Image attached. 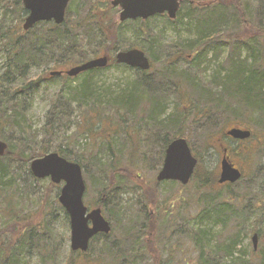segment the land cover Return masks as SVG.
<instances>
[{"label": "trees", "instance_id": "trees-1", "mask_svg": "<svg viewBox=\"0 0 264 264\" xmlns=\"http://www.w3.org/2000/svg\"><path fill=\"white\" fill-rule=\"evenodd\" d=\"M75 1L78 0H72L67 8V13L74 12L73 19L66 17L61 25L40 22L24 31L22 0H0V54L5 63L0 85V138L8 146L0 157V264H31L32 257L37 259L35 264H105L107 258L111 264H147L151 258L152 264H168L167 260L172 261L179 252L185 255L179 231L197 251L193 264H264V250L250 260L245 259L244 250L238 251L243 235L247 238L253 233L260 240L264 236V43L257 40L264 38V0L258 3L256 28L240 0H183L173 21L160 17L169 26L192 29L188 38L177 37L171 43L163 41V33L155 32L148 21L117 23L116 10L107 1L81 0L72 7ZM7 17L16 24L8 25ZM129 24L134 35L131 39L124 32V26ZM231 29L236 31L228 33ZM132 47L151 57V70L154 65L159 68L153 73L142 72L117 65L112 58L105 69L79 74L82 82L67 91V97L57 94L50 100L41 130L31 129L27 113L32 94L44 83L58 80L65 85L72 80L66 75L50 77V72L63 71L101 55L112 57ZM110 68L127 70L133 77L119 92L105 94L94 80ZM31 69H43V73L31 76ZM209 70V77H204ZM251 121L261 133L254 146H241L240 141L226 136L230 128L248 129L246 124ZM70 125L78 127L81 136H91L93 147L89 151L79 148L76 153L70 149V137H66L65 148L55 152L81 166L84 179L90 178L98 196L94 205L102 209L112 232L118 226L122 235L116 239L112 232L97 235L87 252L69 250L65 255V240L55 225L61 221L68 229L69 218L58 199V212H40L38 223L31 219L32 215H23L14 202L19 186L25 188L27 183L41 181L33 177L27 165L49 153L51 136ZM146 126L153 129V146L161 141L163 152L172 140L186 139L197 158L187 185L156 180L146 185L140 177L142 165L154 161L142 152L139 156V134ZM3 130L18 135L15 144L11 138L2 137ZM104 135L112 138L105 139ZM256 136L252 132L250 138ZM225 148L230 158L261 156L249 178L242 174L236 183L220 185L215 170L203 165V155L222 156ZM124 158L126 163L122 162ZM162 184H176L177 191H167L168 195L163 196ZM49 185L50 189L56 188L50 182ZM238 186L243 189L241 193L235 191ZM190 189L192 192H187ZM182 192L185 196L179 195ZM104 195L108 199H101ZM113 195L117 199L125 195L133 198L111 202ZM179 204L197 208L199 225L191 231L181 233L176 229L181 214ZM180 209L185 210L183 206ZM206 221L221 225L225 231L229 229L230 234L211 245L212 234L203 225ZM258 224L260 229L256 230ZM98 239H102L100 254L92 258L89 250ZM163 239L169 250L163 246ZM165 250L168 259L161 260ZM184 264H189L185 257Z\"/></svg>", "mask_w": 264, "mask_h": 264}, {"label": "rangeland", "instance_id": "rangeland-1", "mask_svg": "<svg viewBox=\"0 0 264 264\" xmlns=\"http://www.w3.org/2000/svg\"><path fill=\"white\" fill-rule=\"evenodd\" d=\"M242 3V6L244 7L245 13L247 14L248 18H250L251 20V25L253 26V28H256L258 23L257 20L258 18H256L257 15V11H258V3L259 0H240ZM79 2H81V0H78L77 2L75 1L72 5V7L75 4H79ZM73 10V9H72ZM72 12V11H71ZM74 13V12H73ZM73 13L71 14L70 12L67 13V18H71L73 19V17L75 15H73ZM1 14H2V8L0 7V22L2 20L1 18ZM118 19V14L115 15L114 20L117 21ZM10 17L6 18V21L8 23V25H11L10 23H13V25L16 24V21L13 20L11 21ZM17 20V19H16ZM148 26L152 27L154 29L155 32H161L163 33V41L167 42V43H171V42H175V40L177 39V37H181L182 39H186L190 36L189 32L190 30H192L190 27H185L184 25H173V26H169L167 24H165L166 22H164L163 19L161 18H152V20L148 21ZM6 25V26H8ZM10 26V27H12ZM132 25H127L124 26V32L127 35L126 37L128 39L133 38L134 35H132V30H131ZM175 29V30H174ZM131 30V31H130ZM236 30H228V33L234 32ZM257 40L259 42L264 43V38H257ZM84 44V40L81 39V45ZM226 55V53L223 55V57ZM222 57V58H223ZM4 58H2L1 54H0V85L1 83V76L3 75V67H4ZM213 66V65H212ZM216 66V65H215ZM215 66L213 68H215ZM158 65H154L151 73L154 72V70L158 69ZM43 69L41 70H36V69H31L30 70V74L31 76H36V75H41ZM210 71V72H209ZM204 77H209L211 70H209ZM149 74V75H153V74ZM44 76V75H43ZM45 77V76H44ZM132 77H133V73L132 72H128L127 70H123V69H114V68H110L109 70H104L102 73H100L97 77V79L94 80V83L96 84V87L99 88L100 92L103 93H115V92H119V90L126 85L127 83H130L132 81ZM83 80V76L79 75L76 76L75 78H73L70 81H66L65 85H63V83L59 82L58 80H56L55 82H53L52 84H45L42 85V88L39 89L38 91H35L32 95L33 98L31 99V108L29 109L28 113H27V118L30 122V126L31 129L33 130H41V128L44 126V124L46 123V117L45 115L47 114L48 110L50 109V100L53 99V97L57 96V94H61V95H66V97L69 95L67 94V91L75 88L77 85H79ZM1 87V86H0ZM1 89V88H0ZM59 90L63 93H60ZM172 107V105H171ZM170 108V107H168ZM168 112V111H167ZM76 113V111H75ZM129 121V119H128ZM247 127L250 131L253 132V134L257 135L256 137H251L249 140L247 141H240V145L241 146H254L255 145V141L257 140V138L259 136H261L260 130H257L256 128H254V124L251 122H247ZM245 123L243 124V126H246ZM65 129H61L59 130L58 133H56L55 135L51 136V147H50V152H55V150L57 148H65V144L68 142V139H66V137H70V141L72 143V145L70 146V149L76 153H78V149L82 148V149H88V151L90 150L89 148L93 147L92 143H93V138H91V136H89V138L81 136V134L79 133V129L78 127H76L75 125H70L67 127H64ZM64 133H62V131H64ZM152 132L153 129L151 127L146 126L144 129L140 130V139H141V146L139 148V156H142L140 153L142 152L145 156H147L148 158L154 160L153 162H151L150 164L147 163V165H142L143 168H141L140 171V177L146 181V185L148 183H153V181H155V176L158 172V167H160V164L162 162V157L161 154L163 152V146H162V142H157V144L154 143V145L156 147L153 146V140H152ZM2 137H9L12 139L13 143L15 144V140H17L18 135L16 133H14L13 131H7V130H3L2 133ZM105 139H111V137H107V135H104ZM1 139V138H0ZM2 140V139H1ZM3 141V140H2ZM117 141V140H116ZM103 142V141H101ZM118 144L121 142L120 140L117 141ZM115 145V144H114ZM198 146V145H196ZM114 148V146H112ZM97 148V147H96ZM94 148V152L97 153V150ZM56 153V152H55ZM203 155V154H202ZM158 159V162H156V160ZM260 159L261 156H258L256 154V156L252 155L251 157H249L248 159H241L238 156H231L230 160L231 162L238 166L242 172V174H244V176H246V178H249V176L254 172V164L255 162L258 164L260 163ZM219 160H220V155H218V153H210L208 155L205 154V156L203 155V165L205 167H207L208 170H215V172L218 174L219 172ZM122 162L126 163V159L124 158L122 160ZM140 162V161H139ZM29 165L30 163L27 165L26 168L29 169ZM156 167V169H155ZM92 169V168H91ZM93 171V170H92ZM95 175V174H94ZM85 177V175H84ZM49 179L46 180H41L38 181V183L35 184H26L28 187H21L17 189L15 197H17L18 199L14 202V205L17 206L18 209L23 211V215L27 214V215H32V220L36 223L41 221V217H42V213H51L54 209H57L58 212V208L56 207V199L58 198V194L60 189L62 188L63 185L58 184L57 186H55L56 188L50 189V185H49ZM84 182L86 183V191H85V195L83 197V203L84 206H86L89 210H91L92 208L96 207L94 204L95 202L98 200L95 194V190L93 187V183L91 182L90 178L87 177L84 179ZM237 189H235L236 192H240L243 191V189L240 188V186L236 187ZM170 190H174L177 191V186L176 184L173 185H165L162 184V187L160 188V191L162 192L163 196L168 195V193H166L167 191L170 192ZM191 190V189H190ZM187 192H192L191 191H187ZM220 192L222 194H224L225 192L223 190H220ZM48 195V196H47ZM179 195H184L185 196V192H182V194ZM115 195L110 196L111 202L114 200H117L118 202L124 201L125 198L127 197V199L131 196V195H125V196H118L117 198H114ZM178 196V195H177ZM132 197V196H131ZM114 198V199H113ZM133 198V197H132ZM101 199H108L107 195H104L103 198ZM126 199V200H127ZM20 200V201H18ZM125 202V201H124ZM179 204L178 206V210H180V218L177 219V228L178 230H182L183 231H191L194 228H196V226L199 225L197 218V208L196 207H192L189 208L187 207L185 204ZM184 207L185 210H181V207ZM149 211L152 212V209H149ZM60 214V212H59ZM105 215V214H104ZM103 215V216H104ZM204 228L210 230V234H212V239H211V245H214L221 239L224 240L226 236H228L230 233V230L227 229L225 231V229L221 226V225H217L214 226V224L211 221H206L204 224ZM231 226V225H230ZM228 226V227H230ZM67 226L63 225L61 221H59L58 223H56L55 225V229L57 231V233L62 236V238L65 240L64 241V245L62 247V252L65 255H68V251H69V229L66 228ZM233 228V226H232ZM260 229L259 228V224L256 225V230ZM113 234V236H112ZM111 236L112 238L116 239V238H121L120 236L122 235L121 233V228L118 226H115L114 231L112 232ZM167 234V233H166ZM178 239L182 238L181 242L182 245L184 247H182L183 250H185V255L182 256V254L179 252L178 254L174 255L173 258H171V262L168 264H177V261L179 264H184V257L186 258L187 262L189 264H193L195 259H196V255H197V251L194 250V247L191 245V243L187 240L186 236H182L180 235V231L178 233ZM254 234L251 233V235L249 237H244V235L242 237H240V247L238 249V251L244 250L245 251V259L246 260H250L252 258H256V256H259L260 252H262L264 250V236L262 237V239L260 240L257 237V246L255 249H253V244L251 241V238ZM168 237L169 234H167ZM258 236V235H257ZM165 237V236H164ZM174 237V236H173ZM174 240V239H173ZM165 240L163 239V242ZM102 243V239H98L93 241V243L91 244L90 247V252H89V256L94 258L96 257L99 253V247ZM168 247V246H167ZM169 249V247H168ZM252 250H253V254L252 255ZM168 253V251L166 250V252L161 253V260H164L166 258V254ZM256 254V255H255ZM84 258V257H83ZM81 257V259H83ZM79 258V260H81ZM170 259V258H169ZM150 262H148L147 264H152L153 263V259H149ZM37 261L36 257H32L31 259V264H35ZM75 261H78V259H75ZM107 262L105 264H111L110 260L107 258L106 260ZM162 262V261H161ZM81 264V263H80Z\"/></svg>", "mask_w": 264, "mask_h": 264}, {"label": "water", "instance_id": "water-1", "mask_svg": "<svg viewBox=\"0 0 264 264\" xmlns=\"http://www.w3.org/2000/svg\"><path fill=\"white\" fill-rule=\"evenodd\" d=\"M71 0H22L26 11V18L22 24L24 31H28L39 22L53 21L61 25L65 19V11ZM111 5L119 7V21L142 19L146 20L155 15L167 14L170 20H174L178 13L181 0H112ZM117 64H124L129 68L147 71L150 63L144 53L138 49L120 51L115 56ZM109 58L98 57L86 63L64 70V72L52 71L49 75L61 76L63 74L74 78L86 71L107 67ZM227 137L233 140L244 141L251 136L248 129L238 127L226 130ZM6 142L0 140V157L5 155ZM161 170L156 176L157 182L175 181L180 185H187L195 170L197 159L192 155L185 139L179 137L168 144L164 153ZM30 173L36 179L49 178L52 184L62 183L59 191L58 202L63 207L69 218V249L81 253L87 252L89 243L97 234H109L111 227L109 222L101 214V209L96 208L88 211L83 204V196L86 185L83 181L81 168L74 162L66 161L58 153H48L44 157L36 158L30 162ZM220 171L218 183L234 184L242 178L241 172L230 162L226 149H222V157L219 161ZM253 248L257 246V235L251 238Z\"/></svg>", "mask_w": 264, "mask_h": 264}, {"label": "flooded vegetation", "instance_id": "flooded-vegetation-1", "mask_svg": "<svg viewBox=\"0 0 264 264\" xmlns=\"http://www.w3.org/2000/svg\"><path fill=\"white\" fill-rule=\"evenodd\" d=\"M102 2H106V1H110V0H101ZM89 3H95V0H94V2L93 1H90ZM118 9V8H117ZM119 10V9H118ZM132 48H136V47H132ZM136 49H138V50H140L139 48H136ZM126 50H130V49H126ZM141 52L143 51V50H140ZM143 53H144V55H145V57H147L146 55V53L143 51ZM150 61V60H149ZM95 208V207H94ZM162 228V231H164L165 230V228L162 226L161 227ZM165 240V239H164ZM163 246L167 249V250H169L168 249V247H169V244L166 242V241H164L163 242ZM168 246V247H167ZM170 248V247H169ZM166 251V250H165ZM166 258L168 259V254H166ZM166 259V260H167ZM171 261H169V259L167 260V263H170Z\"/></svg>", "mask_w": 264, "mask_h": 264}, {"label": "bare ground", "instance_id": "bare-ground-1", "mask_svg": "<svg viewBox=\"0 0 264 264\" xmlns=\"http://www.w3.org/2000/svg\"><path fill=\"white\" fill-rule=\"evenodd\" d=\"M146 56H147L148 60H151V59H150V58H151L150 56H148V55H146ZM117 65H118V64H117ZM119 70H120V69H119Z\"/></svg>", "mask_w": 264, "mask_h": 264}]
</instances>
